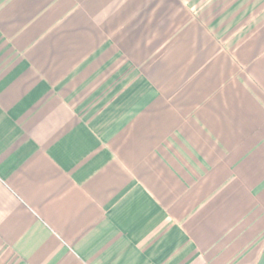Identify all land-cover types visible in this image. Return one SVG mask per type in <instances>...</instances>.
Masks as SVG:
<instances>
[{"label": "crops", "instance_id": "crops-1", "mask_svg": "<svg viewBox=\"0 0 264 264\" xmlns=\"http://www.w3.org/2000/svg\"><path fill=\"white\" fill-rule=\"evenodd\" d=\"M0 264H264V0H0Z\"/></svg>", "mask_w": 264, "mask_h": 264}]
</instances>
